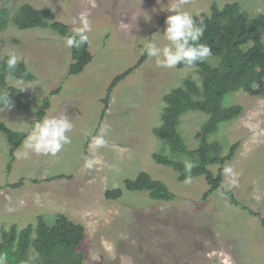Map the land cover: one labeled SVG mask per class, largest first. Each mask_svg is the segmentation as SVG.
<instances>
[{
  "label": "rangeland",
  "instance_id": "rangeland-1",
  "mask_svg": "<svg viewBox=\"0 0 264 264\" xmlns=\"http://www.w3.org/2000/svg\"><path fill=\"white\" fill-rule=\"evenodd\" d=\"M215 1L221 7L237 1L252 15L264 12L263 0H0V8L12 13L25 2L50 7L71 29L86 14L93 54L82 73L70 75L71 48L51 28L20 29L10 21L0 33V61L15 49L38 76L32 82L8 77L10 85L29 93L30 109L0 111V121L28 130L41 100L59 89L43 119L66 115L73 123L71 142L56 155L31 152L17 158L22 144L10 168V144L0 132V232L13 223L36 224L39 215L54 224L60 213L85 226L82 264H264V227L258 217L221 190L204 199L209 188L204 176L179 181L174 168L153 158L155 151L169 150L153 133L161 124L163 97L185 77L198 78L194 67H158L147 56L113 88L102 115V99L114 77L138 62L146 43H168L163 34L167 17L174 14L169 9L179 4L194 17L209 12ZM229 99L244 110L219 133L228 146L239 142L225 165L223 185L264 217V96L236 92ZM205 117L189 112L182 118L180 129L191 148L198 145ZM101 128L107 143L96 148L92 138L101 135ZM141 170L164 181L177 198L156 201L147 192L128 191L124 181ZM21 179L20 187L10 186ZM116 188L123 195L108 199L106 191Z\"/></svg>",
  "mask_w": 264,
  "mask_h": 264
},
{
  "label": "trees",
  "instance_id": "trees-1",
  "mask_svg": "<svg viewBox=\"0 0 264 264\" xmlns=\"http://www.w3.org/2000/svg\"><path fill=\"white\" fill-rule=\"evenodd\" d=\"M193 19L203 27L200 42L211 48L212 55L207 61L191 66L196 69L198 78L185 77L179 85L165 93L161 124L153 127V133L168 145L170 152L155 151L153 158L174 168L179 181L204 176L209 185L204 199L221 190L233 204L258 217L264 227L262 214L240 201L233 190L223 185L225 165L234 157L239 142L228 146L222 142L225 138L219 134L224 124L236 120L244 110L241 103L230 102V95L245 92L252 96H264V12L252 15L237 1L228 2L222 7L215 1L209 12L196 15ZM10 21L20 29L48 27L64 38L72 34L70 25L58 20L52 8H37L28 2L22 3L13 13L7 6L0 8V33L8 28ZM71 55L70 75L82 73L93 60L89 41L80 48H71ZM6 58L0 61V93L10 95L13 108L27 111L30 109L26 101L30 98L29 93L10 85L8 77L32 82L37 81L38 76L24 60H20L14 72L7 71ZM146 58L144 53L136 64L114 77L102 99V115L108 108L113 88ZM178 67L189 66L179 64ZM58 92L59 89L51 90L41 100L35 121L28 130H16L0 121V132L10 144L9 168L33 125L43 119L51 107L52 97ZM189 112H200L206 116L201 123L195 148L189 146L180 129L183 116ZM187 165H191V168ZM213 166L218 167L217 171ZM59 177L64 175L49 179ZM22 184L21 179L10 183V186L15 188ZM124 186L128 191L147 192L156 201H173L178 196L164 181L153 178L144 170L135 177L127 178ZM123 193L122 188H116L107 190L106 196L108 199H118ZM0 233V256L6 257L5 264H82L85 260V253L80 249L85 238V226L65 214L58 213L54 224H49L43 215H39L36 224L19 227L13 223L9 227H2Z\"/></svg>",
  "mask_w": 264,
  "mask_h": 264
},
{
  "label": "clouds",
  "instance_id": "clouds-1",
  "mask_svg": "<svg viewBox=\"0 0 264 264\" xmlns=\"http://www.w3.org/2000/svg\"><path fill=\"white\" fill-rule=\"evenodd\" d=\"M187 0H180L186 3ZM180 5L170 8L174 14L166 19V30L164 37L168 43L159 46L156 42L150 41L144 45V53L155 58L156 65L164 68H174L179 64L194 66L203 63L212 55L211 48L201 43L204 34L202 26H198L193 15L186 11L179 10ZM91 31V22L86 14H81L79 27L72 29V34L65 38L64 44L68 48H80L88 43V33ZM6 70L14 72L20 63L17 51L9 50L6 53ZM26 63V61H25ZM24 89V88H22ZM13 102L8 93H0V111L11 109ZM73 129L72 121L66 116L45 117L35 123L23 142V152L17 153V158H28L31 152L43 155H56L64 145L71 142L68 133ZM104 129L101 128V135L92 138V145L100 148L106 145L103 137ZM91 167V163L86 165ZM190 169L191 165H187ZM6 257L0 256V264H5Z\"/></svg>",
  "mask_w": 264,
  "mask_h": 264
}]
</instances>
